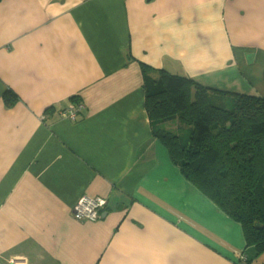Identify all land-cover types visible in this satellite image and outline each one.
I'll use <instances>...</instances> for the list:
<instances>
[{
  "label": "crops",
  "instance_id": "0c3cea01",
  "mask_svg": "<svg viewBox=\"0 0 264 264\" xmlns=\"http://www.w3.org/2000/svg\"><path fill=\"white\" fill-rule=\"evenodd\" d=\"M140 63L264 99V0H0V264H235L245 250L152 137ZM73 98L75 122L59 117ZM83 196L105 216L74 219Z\"/></svg>",
  "mask_w": 264,
  "mask_h": 264
},
{
  "label": "trees",
  "instance_id": "16d2710c",
  "mask_svg": "<svg viewBox=\"0 0 264 264\" xmlns=\"http://www.w3.org/2000/svg\"><path fill=\"white\" fill-rule=\"evenodd\" d=\"M140 69L152 137L183 178L240 225L241 261L250 264L247 249L254 257L264 255V99L213 89L142 63ZM16 101L11 91L4 93L6 108Z\"/></svg>",
  "mask_w": 264,
  "mask_h": 264
},
{
  "label": "built area",
  "instance_id": "2783aa9c",
  "mask_svg": "<svg viewBox=\"0 0 264 264\" xmlns=\"http://www.w3.org/2000/svg\"><path fill=\"white\" fill-rule=\"evenodd\" d=\"M82 110L83 106L80 103L71 104L68 108L59 112V117L64 120L75 122ZM104 205L105 201L103 199L83 196L78 200L73 208V217L78 221H93L98 218V210L102 209ZM237 258H239L240 264H244V261L241 260H244L245 256L239 253Z\"/></svg>",
  "mask_w": 264,
  "mask_h": 264
},
{
  "label": "rangeland",
  "instance_id": "374dc122",
  "mask_svg": "<svg viewBox=\"0 0 264 264\" xmlns=\"http://www.w3.org/2000/svg\"><path fill=\"white\" fill-rule=\"evenodd\" d=\"M212 103L215 105L218 104V102L215 99L212 100ZM212 137L216 142H220L221 140V136L217 132L212 133ZM247 253L251 258L250 264H264V255L254 257L251 249H247Z\"/></svg>",
  "mask_w": 264,
  "mask_h": 264
},
{
  "label": "bare ground",
  "instance_id": "6f19581e",
  "mask_svg": "<svg viewBox=\"0 0 264 264\" xmlns=\"http://www.w3.org/2000/svg\"><path fill=\"white\" fill-rule=\"evenodd\" d=\"M88 197V196H87ZM92 198V197H91ZM94 198H98V197H94ZM100 199H102V198H100ZM104 201H105V205H104V207L102 208V209H100V210H98V218H96L95 220H93V221H97V220H99L100 218H103V216H102V211H104V209H106V205H107V201L105 200V199H103ZM72 214H73V209H72ZM105 214V213H104ZM84 221H89V222H93V221H90V220H84Z\"/></svg>",
  "mask_w": 264,
  "mask_h": 264
},
{
  "label": "water",
  "instance_id": "95a60500",
  "mask_svg": "<svg viewBox=\"0 0 264 264\" xmlns=\"http://www.w3.org/2000/svg\"><path fill=\"white\" fill-rule=\"evenodd\" d=\"M103 216H105V214H103Z\"/></svg>",
  "mask_w": 264,
  "mask_h": 264
}]
</instances>
